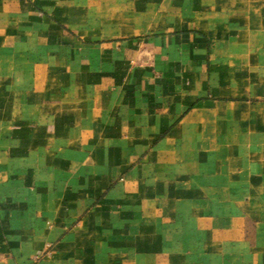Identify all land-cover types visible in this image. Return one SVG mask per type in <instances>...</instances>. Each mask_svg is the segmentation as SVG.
<instances>
[{"label":"crops","instance_id":"0c3cea01","mask_svg":"<svg viewBox=\"0 0 264 264\" xmlns=\"http://www.w3.org/2000/svg\"><path fill=\"white\" fill-rule=\"evenodd\" d=\"M90 2L0 0V264H264V0Z\"/></svg>","mask_w":264,"mask_h":264},{"label":"rangeland","instance_id":"374dc122","mask_svg":"<svg viewBox=\"0 0 264 264\" xmlns=\"http://www.w3.org/2000/svg\"><path fill=\"white\" fill-rule=\"evenodd\" d=\"M93 11H73V19L79 15H84L86 21L92 20L82 28L85 33H79L81 38L92 39L94 41L128 39L132 37H147L152 31L164 32V28L157 26L147 29V25L152 27V21L161 20L166 17L172 18L173 12L160 10L157 7H164L168 0H91ZM161 5V6H160ZM169 15V16H168ZM141 16L143 28L139 29L137 21ZM157 28V29H156ZM176 29V28H175ZM154 33V32H153ZM86 35V36H85Z\"/></svg>","mask_w":264,"mask_h":264},{"label":"built area","instance_id":"2783aa9c","mask_svg":"<svg viewBox=\"0 0 264 264\" xmlns=\"http://www.w3.org/2000/svg\"><path fill=\"white\" fill-rule=\"evenodd\" d=\"M39 255L35 256L29 264H39Z\"/></svg>","mask_w":264,"mask_h":264}]
</instances>
